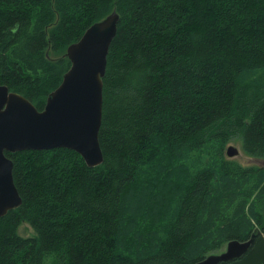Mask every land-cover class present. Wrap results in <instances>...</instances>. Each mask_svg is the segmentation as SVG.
I'll return each mask as SVG.
<instances>
[{"label":"trees","instance_id":"16d2710c","mask_svg":"<svg viewBox=\"0 0 264 264\" xmlns=\"http://www.w3.org/2000/svg\"><path fill=\"white\" fill-rule=\"evenodd\" d=\"M113 11L104 160L5 151L22 203L0 264H194L252 234L220 264H264V0H0V84L42 109L68 45ZM234 138L261 163L227 158Z\"/></svg>","mask_w":264,"mask_h":264},{"label":"water","instance_id":"95a60500","mask_svg":"<svg viewBox=\"0 0 264 264\" xmlns=\"http://www.w3.org/2000/svg\"><path fill=\"white\" fill-rule=\"evenodd\" d=\"M119 14L115 11L88 26L65 55L70 60L59 85L38 109L24 95L0 84V216L15 209L22 198L13 179V161L5 151L65 147L77 151L89 167L104 160L99 142L102 122L103 76L107 54L116 35ZM227 156L238 154L233 145ZM250 238L230 239L219 252H210L194 264H220L243 255Z\"/></svg>","mask_w":264,"mask_h":264},{"label":"rangeland","instance_id":"374dc122","mask_svg":"<svg viewBox=\"0 0 264 264\" xmlns=\"http://www.w3.org/2000/svg\"><path fill=\"white\" fill-rule=\"evenodd\" d=\"M228 145H233L238 149V154L234 155V156H227L226 154V148L228 147ZM224 154L227 158H232L237 160L239 163H241L242 165H254V164H260L261 160L259 158L250 156L249 154L245 153L242 149V145H241V140L239 138H234L229 140L225 146H224ZM18 233L23 235V236H33L35 235V231L33 229V227L27 223V222H22L20 224V226L18 227ZM226 245V243H225ZM225 245H223L221 248L214 250L213 252H219L222 249L225 248Z\"/></svg>","mask_w":264,"mask_h":264}]
</instances>
